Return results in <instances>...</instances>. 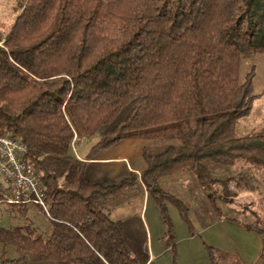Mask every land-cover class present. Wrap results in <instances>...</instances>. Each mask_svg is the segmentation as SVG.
Here are the masks:
<instances>
[{
  "label": "trees",
  "instance_id": "1",
  "mask_svg": "<svg viewBox=\"0 0 264 264\" xmlns=\"http://www.w3.org/2000/svg\"><path fill=\"white\" fill-rule=\"evenodd\" d=\"M16 5L15 22L0 38V132L27 146L49 215L41 229L27 205L2 203L0 194V222L26 219L0 226V264H144L126 242L124 221L112 220L108 207L128 201L133 182L155 197L170 223L167 200L184 219L187 209L159 187L168 176L191 173L205 195L224 203L250 185L235 167L249 164L264 180V128L236 134L260 97L256 67L242 78L241 66L264 54V0ZM75 138L76 145L97 138L83 160L73 152ZM129 139L165 149L145 155L141 184L135 174L113 186L91 182L87 161ZM248 228L261 238L264 264V227Z\"/></svg>",
  "mask_w": 264,
  "mask_h": 264
},
{
  "label": "rangeland",
  "instance_id": "2",
  "mask_svg": "<svg viewBox=\"0 0 264 264\" xmlns=\"http://www.w3.org/2000/svg\"><path fill=\"white\" fill-rule=\"evenodd\" d=\"M16 3L17 0H0V38L15 22ZM253 66L256 67L255 94L260 97L254 102L251 114L239 121L236 132L239 138L253 135L264 128V54L256 55L242 63V78ZM142 141L147 142L144 157L146 153L150 155L156 153L154 150H164L152 140ZM96 142L97 138H92L76 145L79 160L85 158V154H88ZM80 147L82 149H79ZM235 170L244 176H250V185H246L238 197H232V203H224L221 199L211 200L204 194L191 173H177L162 179L159 187L183 200L187 209V219L183 218L179 208L172 201L167 200V215L170 220L168 223L155 197H150L148 207L146 203L144 208L143 217L153 233V241L145 240L133 244L140 250V259L143 262L149 259L148 245L152 244L155 256L153 264H258L262 241L248 226L259 223L264 227L263 174L257 168L250 173L249 164L239 165ZM130 192L132 197L122 207L112 208V202L108 203V207L112 209V220L125 219L124 223L127 222L129 225L141 214L144 191L137 182H133ZM28 207V218L41 229H46L48 227L46 214L35 205ZM220 213L224 215L221 216ZM25 222L26 219L22 217L14 219L12 217L11 220L5 217L0 226L10 228L23 225ZM1 252L2 246L0 258ZM10 256L13 257L12 254Z\"/></svg>",
  "mask_w": 264,
  "mask_h": 264
},
{
  "label": "crops",
  "instance_id": "3",
  "mask_svg": "<svg viewBox=\"0 0 264 264\" xmlns=\"http://www.w3.org/2000/svg\"><path fill=\"white\" fill-rule=\"evenodd\" d=\"M146 143L142 140L129 139L123 140L112 147L98 152L93 159L88 160L86 174L88 179L93 182L100 184L102 186H113L118 185L125 179L129 178L131 175H137L138 178L140 175L147 170L148 165L144 157V152H146ZM163 148V147H162ZM79 149H82L80 147ZM165 151L163 150H154V154L150 156H158ZM86 158V154L84 156ZM139 183L141 181L139 179ZM143 199V208L141 214L136 218V220L131 223L124 224V237L130 248L134 253L140 258V250L138 247L133 245L134 243L140 241H153V233L143 217L144 208L147 203L149 205L150 196L145 188ZM124 205V204H122ZM122 205L117 208L122 207ZM116 208V207H115ZM125 221V219H120ZM150 251V252H149ZM148 260L144 261V264H153L155 261V256L153 255L154 247L150 244L148 245Z\"/></svg>",
  "mask_w": 264,
  "mask_h": 264
},
{
  "label": "built area",
  "instance_id": "4",
  "mask_svg": "<svg viewBox=\"0 0 264 264\" xmlns=\"http://www.w3.org/2000/svg\"><path fill=\"white\" fill-rule=\"evenodd\" d=\"M76 139L73 152L77 155ZM28 149L25 144L11 133L0 132V194L2 203L9 205H35L49 215L45 199L46 188L40 174L26 158Z\"/></svg>",
  "mask_w": 264,
  "mask_h": 264
}]
</instances>
